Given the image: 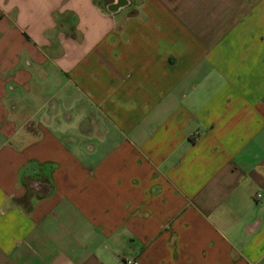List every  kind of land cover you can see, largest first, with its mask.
Masks as SVG:
<instances>
[{
    "label": "crops",
    "instance_id": "crops-1",
    "mask_svg": "<svg viewBox=\"0 0 264 264\" xmlns=\"http://www.w3.org/2000/svg\"><path fill=\"white\" fill-rule=\"evenodd\" d=\"M124 259L264 264V0H0V264Z\"/></svg>",
    "mask_w": 264,
    "mask_h": 264
},
{
    "label": "built area",
    "instance_id": "built-area-1",
    "mask_svg": "<svg viewBox=\"0 0 264 264\" xmlns=\"http://www.w3.org/2000/svg\"><path fill=\"white\" fill-rule=\"evenodd\" d=\"M262 195L260 192L256 193V198H261ZM123 264H137L136 262H133L130 259H124Z\"/></svg>",
    "mask_w": 264,
    "mask_h": 264
}]
</instances>
